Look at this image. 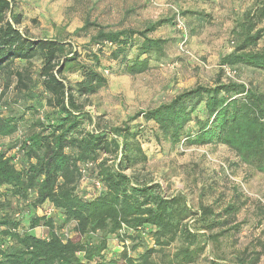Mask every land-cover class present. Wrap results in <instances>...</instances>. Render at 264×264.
I'll return each mask as SVG.
<instances>
[{"label": "trees", "instance_id": "trees-1", "mask_svg": "<svg viewBox=\"0 0 264 264\" xmlns=\"http://www.w3.org/2000/svg\"><path fill=\"white\" fill-rule=\"evenodd\" d=\"M257 10L262 20L264 7ZM250 14L239 20L236 46L220 60L213 86L197 85L130 119L155 124V139L172 146L182 140L189 147L221 144L264 174V92L225 80V68L264 71V48L255 49L264 38V27L256 29L260 21L253 22L256 13ZM23 23L14 2L0 0V80L7 89L14 86L13 103L24 110L21 115L6 112L8 105L0 104V140L19 134L28 123L22 138L8 150L0 148V264H150L158 249L177 239L183 245L175 259L193 263L198 235L189 224L183 225L182 216H194L197 222L213 217V209L201 206V212L191 214L181 197L167 198L159 184L126 174L148 161L141 145L136 147L140 132L129 124L107 133L81 130L84 117L93 121L79 98L96 94L108 83L97 70L99 56L93 55L94 67L80 65L82 80L72 85L64 73L76 66L74 56L68 57L73 52L58 40L31 37L20 30ZM165 25H173V20L150 23L144 30H100L91 43L115 46L114 59L127 60L128 51L136 47L137 54L124 66L126 74L136 76L149 69L153 54L164 52L168 40L150 35ZM35 60L41 63L36 78ZM43 103L51 111L40 112ZM27 113L32 117L25 121ZM89 177L101 191L92 199L79 189ZM235 211L230 205L225 213ZM60 218L75 223L71 237L56 232L54 219ZM41 227L49 229L47 237L35 235ZM147 228L155 242L152 249L138 241ZM114 237L123 242V250L112 255L109 243ZM140 247L144 252L134 258L130 252ZM259 258L238 264H257Z\"/></svg>", "mask_w": 264, "mask_h": 264}, {"label": "rangeland", "instance_id": "rangeland-1", "mask_svg": "<svg viewBox=\"0 0 264 264\" xmlns=\"http://www.w3.org/2000/svg\"><path fill=\"white\" fill-rule=\"evenodd\" d=\"M9 1L14 2L15 10L24 16L21 31H27L33 38L63 42L66 50L73 52L68 57L74 56L76 66L64 73L72 85L82 80L80 65L94 67L93 55L99 56L101 66L97 70L108 83L96 94L79 98V104L85 106L84 112L93 121L91 124L84 117L80 129L107 133L129 124L140 132L136 147L141 145L148 161L126 174L159 184L167 198L181 197V205L190 207L191 214L201 212V206L213 209V217L197 222H194V216L186 219L185 214L182 216L183 225L189 224L198 235V241L192 247L198 255L190 264H238V260L247 262L258 255L257 264H264V174L254 165L240 161L235 152L221 144L189 147L182 140L179 145L172 146L155 139L158 130L155 124L141 118L130 119L140 111L169 103L176 95L197 85L213 86L220 71V60L236 46L235 32L244 14L256 13L253 22L260 21L256 29L264 27V18L261 20L257 10L264 7V0ZM162 19H172L173 25L159 28L150 37L168 40V43L161 56L153 54L149 58V69L143 74L130 76L124 72L125 64L137 54L136 47L128 51L127 60L124 56L114 59L115 46L91 43L100 30H144L148 24ZM263 48L264 38L255 49ZM40 66V61L35 60L34 77ZM226 79L264 92V71L225 68ZM0 82V104L8 105L5 111L23 114L22 106L13 103L14 86L7 89L2 79ZM46 111L51 109L43 103L40 112ZM31 117L27 113L25 121ZM27 128L28 123L23 124L19 134L0 140V148L9 149L14 141L22 138ZM15 151L16 148L12 149V154ZM94 179L86 178L80 185V193L87 199L101 194ZM230 205L236 211L227 214L225 210ZM74 226L73 222L65 224L63 218L54 219L56 232L64 238L74 234ZM39 229L40 237L49 235L48 228ZM139 237L138 241L146 248H155L148 228ZM122 244L115 237L111 239L110 254L121 252ZM128 245H131L130 241ZM182 245L183 240L177 239L158 249L150 264H182L175 259ZM142 252L144 249L140 247L130 254L137 258Z\"/></svg>", "mask_w": 264, "mask_h": 264}, {"label": "crops", "instance_id": "crops-1", "mask_svg": "<svg viewBox=\"0 0 264 264\" xmlns=\"http://www.w3.org/2000/svg\"><path fill=\"white\" fill-rule=\"evenodd\" d=\"M40 229H36V230H34V233H35V235H39L40 234Z\"/></svg>", "mask_w": 264, "mask_h": 264}, {"label": "built area", "instance_id": "built-area-1", "mask_svg": "<svg viewBox=\"0 0 264 264\" xmlns=\"http://www.w3.org/2000/svg\"><path fill=\"white\" fill-rule=\"evenodd\" d=\"M96 186H97V187H100V185H99L98 183L96 184ZM50 213H51V212H47V214H50Z\"/></svg>", "mask_w": 264, "mask_h": 264}]
</instances>
